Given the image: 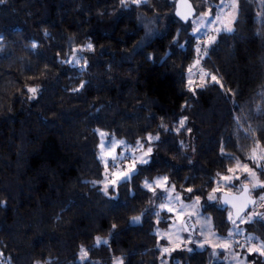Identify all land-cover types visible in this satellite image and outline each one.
Listing matches in <instances>:
<instances>
[{"label":"trees","instance_id":"obj_1","mask_svg":"<svg viewBox=\"0 0 264 264\" xmlns=\"http://www.w3.org/2000/svg\"><path fill=\"white\" fill-rule=\"evenodd\" d=\"M189 1L196 16L221 0ZM174 3L0 0V264H225L208 249L162 254L169 215L146 184L200 200L218 235L238 223L207 196L264 151V0H237L232 31L202 52ZM149 137V161L103 190L100 142ZM258 217L243 235L264 247Z\"/></svg>","mask_w":264,"mask_h":264},{"label":"rangeland","instance_id":"obj_2","mask_svg":"<svg viewBox=\"0 0 264 264\" xmlns=\"http://www.w3.org/2000/svg\"><path fill=\"white\" fill-rule=\"evenodd\" d=\"M237 13V0H221L215 5L214 12L210 9L203 14L191 19L192 34L198 41L200 52L221 32H230ZM196 68L193 71V80L203 78L204 73ZM191 80V79H190ZM154 138L149 137L143 143L127 145L121 140H106L100 142V159L104 166L102 188H115L118 183L126 179V176L134 171V167L145 164L152 155L151 143ZM252 165L237 168V173L231 172L223 177L216 188L207 196L208 202L220 201L222 195L233 194L229 187L237 180L241 186L249 187L250 196L254 188H264V180L257 176L256 168L261 169L264 175V151L256 147L251 156ZM242 172L246 174L241 181ZM244 176V175H243ZM152 190L153 200L150 209L156 213L166 212L169 215L167 229H156L158 240L163 241L160 246L162 254L169 257L180 250H204L208 249L210 255L219 256L221 253L225 264H252L248 261V255L257 254L264 257V247L255 241L252 235H243L245 223L259 215L264 220V194L258 202L252 205L248 211L240 216L238 223L232 227L225 236L218 235L212 228L211 219L202 210V203L198 199L185 200L183 195L177 192L173 186L163 177H158L146 184ZM239 188V185H238ZM188 221L192 223L191 225ZM185 222L188 232L185 230ZM244 250V252H241ZM116 264H119L116 263Z\"/></svg>","mask_w":264,"mask_h":264},{"label":"water","instance_id":"obj_3","mask_svg":"<svg viewBox=\"0 0 264 264\" xmlns=\"http://www.w3.org/2000/svg\"><path fill=\"white\" fill-rule=\"evenodd\" d=\"M196 14V11L189 0H175L173 15L182 24H187ZM136 174L132 172L126 176V181L130 182L131 178ZM256 199L251 197L248 193V189H243L240 193L223 196L222 206L223 208H229L231 210L234 220H238L243 213L255 205ZM192 229V227H191ZM185 230L188 232L187 227Z\"/></svg>","mask_w":264,"mask_h":264}]
</instances>
